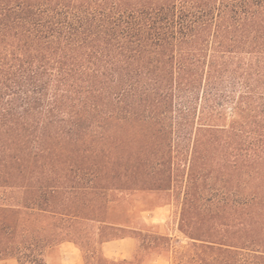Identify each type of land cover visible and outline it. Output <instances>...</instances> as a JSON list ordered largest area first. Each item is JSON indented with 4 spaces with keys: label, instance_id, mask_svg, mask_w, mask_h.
Returning <instances> with one entry per match:
<instances>
[{
    "label": "trees",
    "instance_id": "trees-1",
    "mask_svg": "<svg viewBox=\"0 0 264 264\" xmlns=\"http://www.w3.org/2000/svg\"><path fill=\"white\" fill-rule=\"evenodd\" d=\"M181 167L178 264H264V0H0V263L139 264L168 238L113 261L81 224L125 227L83 212Z\"/></svg>",
    "mask_w": 264,
    "mask_h": 264
},
{
    "label": "rangeland",
    "instance_id": "rangeland-1",
    "mask_svg": "<svg viewBox=\"0 0 264 264\" xmlns=\"http://www.w3.org/2000/svg\"><path fill=\"white\" fill-rule=\"evenodd\" d=\"M175 175L179 177L170 191L131 192L124 189L115 190L114 188L117 187H108L109 190H101V186L99 189L100 194L102 192L101 196L96 198L91 205H88L83 213L98 216V213H102L107 208L106 210L117 215V227L122 226V228H125L122 231L104 230L102 233L101 230H98L101 224L84 221L80 229H83L89 237L88 241L91 245L88 249L94 251V253L98 251L102 254V246L100 244L95 246L93 243L99 237H101V241L104 239L114 241L127 236L133 238L134 233L137 234L138 231H141L151 235H162L167 237L168 240L165 242V250H162V247L156 252L147 249L146 254H139V264H178V255L191 244V241L180 231L183 202V178H181L183 168L181 167L177 172L175 171ZM75 197L77 199L72 201L73 204L81 203L82 196L76 194ZM105 199L111 200L106 207H104ZM90 255L92 253H89ZM132 259L131 257L127 260ZM0 264L18 263L15 259H8ZM46 264H85V262L82 251L72 242L67 241L49 252ZM95 264H97L96 260Z\"/></svg>",
    "mask_w": 264,
    "mask_h": 264
},
{
    "label": "crops",
    "instance_id": "crops-1",
    "mask_svg": "<svg viewBox=\"0 0 264 264\" xmlns=\"http://www.w3.org/2000/svg\"><path fill=\"white\" fill-rule=\"evenodd\" d=\"M136 247V242L133 238H124L105 242L102 245L104 255L113 260L130 259ZM130 257V258H129Z\"/></svg>",
    "mask_w": 264,
    "mask_h": 264
}]
</instances>
